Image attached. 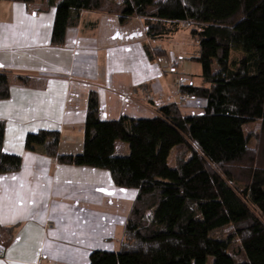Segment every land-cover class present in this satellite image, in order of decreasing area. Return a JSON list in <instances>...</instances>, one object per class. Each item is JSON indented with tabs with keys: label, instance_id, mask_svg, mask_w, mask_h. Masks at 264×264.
<instances>
[{
	"label": "trees",
	"instance_id": "obj_1",
	"mask_svg": "<svg viewBox=\"0 0 264 264\" xmlns=\"http://www.w3.org/2000/svg\"><path fill=\"white\" fill-rule=\"evenodd\" d=\"M50 8L51 47H63L77 26L71 11L112 15L121 26L138 18L150 41L185 25L198 49L189 59L201 67V87H178L181 97L205 102L199 115L172 103L152 119L102 122L91 92L80 155H60L57 132L26 136V151L40 147L59 165L107 171L114 186L136 191L119 250L92 252L89 264H264V0H46L39 11ZM232 50L243 57L231 61ZM9 75L0 71V101L9 97ZM249 124L256 130L246 134ZM4 132L0 121L1 176L22 167L3 152ZM116 142L126 155L115 154Z\"/></svg>",
	"mask_w": 264,
	"mask_h": 264
},
{
	"label": "crops",
	"instance_id": "obj_2",
	"mask_svg": "<svg viewBox=\"0 0 264 264\" xmlns=\"http://www.w3.org/2000/svg\"><path fill=\"white\" fill-rule=\"evenodd\" d=\"M45 4L0 2V71L10 72L9 97L0 101L2 150L22 162L19 172L0 175V264H89L92 252H117L136 198L135 190L114 186L107 171L59 165L40 147L26 151L28 134L57 132L58 153L77 156L91 92L99 120L107 122L152 119L157 107L172 103L193 115L195 102L185 104L189 110L180 105L178 87L202 86L200 71L184 73L185 79L184 69L179 72L180 64L195 62L189 58L198 49L184 45V62L170 51L186 32V46L193 48L186 28L150 41L138 18L121 26L112 15L71 11L77 26L67 29L63 47L54 48L55 9L39 11ZM196 101L201 111L205 102ZM115 154L126 155V146L116 142Z\"/></svg>",
	"mask_w": 264,
	"mask_h": 264
},
{
	"label": "rangeland",
	"instance_id": "obj_3",
	"mask_svg": "<svg viewBox=\"0 0 264 264\" xmlns=\"http://www.w3.org/2000/svg\"><path fill=\"white\" fill-rule=\"evenodd\" d=\"M183 27H182V29H184V28H186V26L185 25H182ZM186 35H188V33L186 32L185 33V35H184V33L182 34V33H180V35H179V37H177V39L175 40V41H173V43H171L169 46L170 47H172V49L170 50L173 54H175V56L177 57V59H179V60H181L182 62H184V60L182 59V56H181V53H183L182 51H183V46L185 45V49H188L189 51H192V49H197V47L194 45V42L193 41H191L192 42V45H193V48H192V46H186V39L187 38H189V37H186ZM185 36V37H184ZM191 40V39H190ZM169 54H171L170 52H169ZM168 54V55H169ZM243 53L242 52H235V51H231L230 52V60L232 61V60H238V59H240L241 57H243ZM179 72L181 71V70H183V71H185V72H183V74H181V78L182 79H185V77L183 76V75H186V74H184V73H187L188 75H194V73H195V71H200L201 72V67H200V65L197 63V62H190V63H186V62H184V63H182V64H180V66H179ZM182 72V71H181ZM212 72L213 73H216L217 72V66H216V64L213 62V64H212ZM192 79H193V83H195V84H197L198 82L197 81H195V77L194 76H192ZM184 99V98H183ZM197 102V101H196ZM195 102V104H191V106L190 107H192L191 108V111H192V114L193 115H199V114H201L202 113V110L200 111V108H199V103L200 102H198V103H196ZM185 102L183 101V100H181V102H180V105H182V106H184L185 107ZM185 109H187V110H189V108H187V107H185ZM194 112V113H193ZM191 113V112H190ZM190 113H189V115H190ZM256 130V126H255V124H249V125H247L246 127H244V132L247 134H249L250 132H253V131H255ZM252 144V143H251ZM168 166L170 167V168H174V161H173V159H172V157L170 156L169 157V159H168ZM219 233L221 234L222 233V231H219ZM211 235L212 236H219L218 235V233H216L215 231L214 232H212L211 233ZM207 264H212V259L211 258H208V260H207Z\"/></svg>",
	"mask_w": 264,
	"mask_h": 264
},
{
	"label": "built area",
	"instance_id": "obj_4",
	"mask_svg": "<svg viewBox=\"0 0 264 264\" xmlns=\"http://www.w3.org/2000/svg\"><path fill=\"white\" fill-rule=\"evenodd\" d=\"M183 101L185 103H187V102H196V99L195 98H190V97H184Z\"/></svg>",
	"mask_w": 264,
	"mask_h": 264
}]
</instances>
